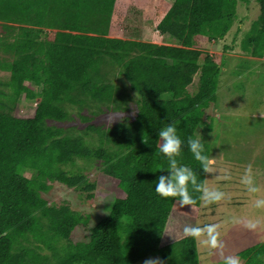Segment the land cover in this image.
I'll return each mask as SVG.
<instances>
[{"label": "trees", "instance_id": "16d2710c", "mask_svg": "<svg viewBox=\"0 0 264 264\" xmlns=\"http://www.w3.org/2000/svg\"><path fill=\"white\" fill-rule=\"evenodd\" d=\"M238 1L174 0L157 25L166 44L155 45L109 37L115 0H0V72L9 74L0 81V264H138L149 256L200 264L192 238L161 244L177 198L154 191L168 166L158 131L174 123L186 143L201 125L212 130L207 111L224 61L197 50L195 38L228 36L224 52L264 57V0H256L259 12L246 27ZM110 68L137 96L135 117L77 132L54 125L68 121L72 107L83 122V108L121 110L124 93L110 81ZM79 160L99 162L122 194L87 241L73 242L88 217L49 205L44 194L53 182L92 189L87 177L65 170ZM177 160L204 184L207 172L186 147ZM189 190L199 206L200 193ZM237 255L242 264H264V240Z\"/></svg>", "mask_w": 264, "mask_h": 264}, {"label": "rangeland", "instance_id": "374dc122", "mask_svg": "<svg viewBox=\"0 0 264 264\" xmlns=\"http://www.w3.org/2000/svg\"><path fill=\"white\" fill-rule=\"evenodd\" d=\"M171 1L173 0H162L163 11ZM157 2L158 0H149L148 3L144 1L140 5L152 6ZM258 12L256 0L238 1V19L249 18L244 22V27L256 17ZM238 24L235 23L231 31L235 30ZM128 25L120 26L115 32L116 35L128 39V30L135 29L131 22ZM141 35L130 34L132 38L137 39H142ZM49 36L52 37V33ZM228 39L227 36L225 41L210 42L205 37H197L194 40L196 49L212 55L218 64L224 61L216 101L207 111V115L211 117L212 130L209 132L206 125H201L197 131L201 140L209 143L210 158L213 161L209 166L210 170L207 171L204 185L222 191L225 194L224 198L209 204L201 201L199 206H191L192 208L190 206L181 208L175 204L161 239L162 245L178 241L184 237L182 230L186 225L218 224L222 247L209 249L197 243L200 264H223L224 256L237 255L264 240V207L257 208L254 204L257 197L264 198V59L254 60L237 51L224 52L222 47ZM8 77L7 72H0V81H6ZM109 79L124 93L121 110L102 108L100 112L95 108H83L82 114L89 119L83 122L75 113L77 110L72 107L69 108V112L72 113L71 118L54 125L77 132L92 123L109 128L120 122L132 120L137 113V96L116 69H109ZM196 87L197 78L189 88V92L194 93ZM20 104L30 107L36 105L34 101H20ZM101 167L99 162L80 160L74 166L65 167V170L81 173L87 177L92 187L88 191L68 188L53 182L44 194L49 205L67 206L72 211L88 217L86 226H78L73 231L71 235L73 242L87 241L92 228L108 215L113 202L122 194L103 175ZM249 168L254 183L260 188V192L255 194L249 193L246 186L241 183V177ZM249 221L255 222L256 227H246ZM155 257L157 256L147 258ZM144 260L138 264H143Z\"/></svg>", "mask_w": 264, "mask_h": 264}, {"label": "clouds", "instance_id": "9594fccd", "mask_svg": "<svg viewBox=\"0 0 264 264\" xmlns=\"http://www.w3.org/2000/svg\"><path fill=\"white\" fill-rule=\"evenodd\" d=\"M159 152L167 159V170L161 168L159 171L167 172V175H159L153 182L154 191L161 197L177 198L174 203L181 208L184 206H194L197 199L190 192H199V200L204 204L214 203L224 198L222 191L211 189L203 183L197 182V176L192 168L187 165L178 163L177 157L186 147L193 155L196 161L201 162L203 170L209 171L212 159L204 154V144L201 136L198 134L195 138H188L186 143L178 135L177 127L174 123H168L158 131ZM241 183L246 186L249 193H258L260 188L254 183L251 170L246 169L241 177ZM255 207H264V198L257 197L254 201ZM192 208V207H191ZM248 228H255L256 223L249 221L246 225ZM184 237H190L195 240L201 247L217 249L222 247L220 240L219 225L215 223L183 227ZM143 264H165L164 260L155 257L147 258ZM223 264H241V258L238 255H228L223 257Z\"/></svg>", "mask_w": 264, "mask_h": 264}, {"label": "crops", "instance_id": "0c3cea01", "mask_svg": "<svg viewBox=\"0 0 264 264\" xmlns=\"http://www.w3.org/2000/svg\"><path fill=\"white\" fill-rule=\"evenodd\" d=\"M124 1V3H122ZM149 0H115L114 10L111 18L109 37L117 38L121 40H131L136 42H144L155 45L166 44L157 30V25L163 18V16L171 7L174 0L169 2L165 11L162 9V0L154 5L141 6L140 3ZM137 14V15H134ZM132 19V20H131ZM134 20V21H133ZM134 24L135 29L128 30V39L121 38L116 35L118 28L122 25H128L129 22ZM129 26V25H128ZM129 28V27H128ZM142 34V39L132 38L130 34L138 35ZM202 38V37H201ZM197 42V41H196ZM196 48V47H195ZM198 50V49H197ZM252 58V57H250ZM254 60H263L264 58H252Z\"/></svg>", "mask_w": 264, "mask_h": 264}]
</instances>
